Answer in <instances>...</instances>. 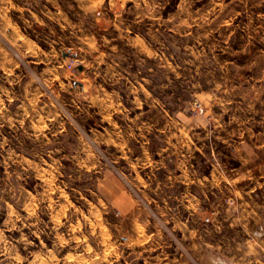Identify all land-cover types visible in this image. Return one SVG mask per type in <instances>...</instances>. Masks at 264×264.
<instances>
[{"label": "clouds", "instance_id": "1", "mask_svg": "<svg viewBox=\"0 0 264 264\" xmlns=\"http://www.w3.org/2000/svg\"><path fill=\"white\" fill-rule=\"evenodd\" d=\"M13 7L0 264H264V0Z\"/></svg>", "mask_w": 264, "mask_h": 264}, {"label": "rangeland", "instance_id": "2", "mask_svg": "<svg viewBox=\"0 0 264 264\" xmlns=\"http://www.w3.org/2000/svg\"><path fill=\"white\" fill-rule=\"evenodd\" d=\"M10 2L13 5H16L17 6V7L11 8L9 10V12H8L9 17L12 18L13 20H15L21 14V12L18 11L17 9H18L19 5L22 4L23 0H10ZM29 190H31V189H29ZM69 264H72V262L69 261Z\"/></svg>", "mask_w": 264, "mask_h": 264}]
</instances>
